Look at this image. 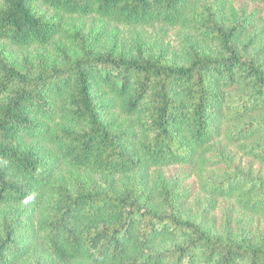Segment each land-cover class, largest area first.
Segmentation results:
<instances>
[{"label":"trees","instance_id":"16d2710c","mask_svg":"<svg viewBox=\"0 0 264 264\" xmlns=\"http://www.w3.org/2000/svg\"><path fill=\"white\" fill-rule=\"evenodd\" d=\"M0 264H264V0H0Z\"/></svg>","mask_w":264,"mask_h":264},{"label":"rangeland","instance_id":"374dc122","mask_svg":"<svg viewBox=\"0 0 264 264\" xmlns=\"http://www.w3.org/2000/svg\"><path fill=\"white\" fill-rule=\"evenodd\" d=\"M219 212H220V210H217V212H215L217 214L218 218L221 216Z\"/></svg>","mask_w":264,"mask_h":264}]
</instances>
